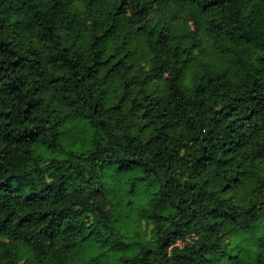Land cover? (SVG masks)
Listing matches in <instances>:
<instances>
[{
    "label": "clouds",
    "instance_id": "clouds-1",
    "mask_svg": "<svg viewBox=\"0 0 264 264\" xmlns=\"http://www.w3.org/2000/svg\"><path fill=\"white\" fill-rule=\"evenodd\" d=\"M0 264H264V0H0Z\"/></svg>",
    "mask_w": 264,
    "mask_h": 264
}]
</instances>
